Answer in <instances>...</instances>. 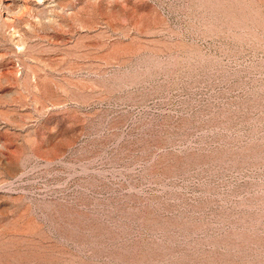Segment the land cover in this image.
Wrapping results in <instances>:
<instances>
[{"label": "rangeland", "instance_id": "374dc122", "mask_svg": "<svg viewBox=\"0 0 264 264\" xmlns=\"http://www.w3.org/2000/svg\"><path fill=\"white\" fill-rule=\"evenodd\" d=\"M40 3L0 31V264H264V0Z\"/></svg>", "mask_w": 264, "mask_h": 264}, {"label": "bare ground", "instance_id": "6f19581e", "mask_svg": "<svg viewBox=\"0 0 264 264\" xmlns=\"http://www.w3.org/2000/svg\"><path fill=\"white\" fill-rule=\"evenodd\" d=\"M41 7L40 0H0V31L5 32L7 27H13L11 35L15 36L18 32L17 25H15L16 19L20 22L24 14L31 12L36 16H41L44 11ZM17 24L19 25V23ZM17 45H21L20 40Z\"/></svg>", "mask_w": 264, "mask_h": 264}]
</instances>
